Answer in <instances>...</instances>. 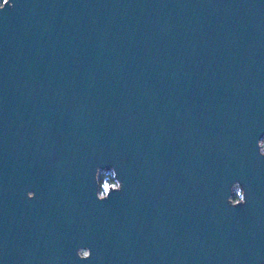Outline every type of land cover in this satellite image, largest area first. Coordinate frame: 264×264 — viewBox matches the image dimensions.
Instances as JSON below:
<instances>
[{
  "label": "water",
  "instance_id": "1",
  "mask_svg": "<svg viewBox=\"0 0 264 264\" xmlns=\"http://www.w3.org/2000/svg\"><path fill=\"white\" fill-rule=\"evenodd\" d=\"M11 3L0 264H264V0Z\"/></svg>",
  "mask_w": 264,
  "mask_h": 264
},
{
  "label": "clouds",
  "instance_id": "2",
  "mask_svg": "<svg viewBox=\"0 0 264 264\" xmlns=\"http://www.w3.org/2000/svg\"><path fill=\"white\" fill-rule=\"evenodd\" d=\"M5 5L9 6V7H14V5L11 3V0H0V11H3L5 9ZM261 151L264 152V143L261 144ZM112 169V176H116V173L117 171L115 170V168H111ZM104 175H102L100 173V168L98 167L96 170H95V173H94V182H95V185H96V189H98L100 186H101V182L104 180ZM109 182L111 183V187L115 190L114 192H120L123 190V185H122V182L119 180V182H113L112 181V178L109 177ZM109 187V184L108 183H104L103 184V188L104 189H107ZM112 194V193H111ZM111 194H105V193H101L102 196H105L104 199H97V196H96V193H95V197L98 201L100 202H104L108 199H110L111 197ZM226 202L232 206V207H236V206H239V205H244L247 203V200H245L244 196L241 195L239 197H236L235 199H231V200H228L226 199ZM84 248H87L90 250V253L91 255L89 254L88 251H83L82 249ZM76 257L80 260V261H83L84 258L88 259V260H91L92 259V250L91 248L89 247H79L77 250H76Z\"/></svg>",
  "mask_w": 264,
  "mask_h": 264
},
{
  "label": "rangeland",
  "instance_id": "3",
  "mask_svg": "<svg viewBox=\"0 0 264 264\" xmlns=\"http://www.w3.org/2000/svg\"><path fill=\"white\" fill-rule=\"evenodd\" d=\"M264 143V137L260 139L259 141V145H260V149H261V144ZM100 173L102 175H104V180L101 182V186L99 187L98 189V193L101 194V193H105L110 187H111V183L109 182V177L112 176V171L111 170H100ZM113 177V176H112ZM114 179V178H113ZM113 182H116L115 180H113ZM104 183H108L109 184V187L107 189H104L103 188V184ZM241 196V190H240V187L238 185H234L233 188H232V196Z\"/></svg>",
  "mask_w": 264,
  "mask_h": 264
},
{
  "label": "flooded vegetation",
  "instance_id": "4",
  "mask_svg": "<svg viewBox=\"0 0 264 264\" xmlns=\"http://www.w3.org/2000/svg\"><path fill=\"white\" fill-rule=\"evenodd\" d=\"M44 256V257H43ZM42 260H47L51 264H67L68 262V257L66 254H60L57 251H52L48 254L41 255Z\"/></svg>",
  "mask_w": 264,
  "mask_h": 264
},
{
  "label": "trees",
  "instance_id": "5",
  "mask_svg": "<svg viewBox=\"0 0 264 264\" xmlns=\"http://www.w3.org/2000/svg\"><path fill=\"white\" fill-rule=\"evenodd\" d=\"M111 178H112V181L114 180L113 179V177L111 176ZM236 197H239V196H237V195H235V196H232V199H235Z\"/></svg>",
  "mask_w": 264,
  "mask_h": 264
},
{
  "label": "built area",
  "instance_id": "6",
  "mask_svg": "<svg viewBox=\"0 0 264 264\" xmlns=\"http://www.w3.org/2000/svg\"><path fill=\"white\" fill-rule=\"evenodd\" d=\"M263 137H264V136H263ZM263 137H262V138H263Z\"/></svg>",
  "mask_w": 264,
  "mask_h": 264
}]
</instances>
